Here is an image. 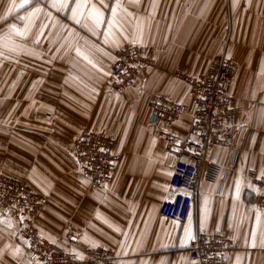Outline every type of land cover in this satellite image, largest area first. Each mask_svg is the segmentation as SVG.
Masks as SVG:
<instances>
[{
	"label": "crops",
	"instance_id": "crops-1",
	"mask_svg": "<svg viewBox=\"0 0 264 264\" xmlns=\"http://www.w3.org/2000/svg\"><path fill=\"white\" fill-rule=\"evenodd\" d=\"M121 2L133 14L118 10L129 38L114 29L105 43L106 25L93 34L88 12L95 3L110 18L116 0H104L109 8L89 0L80 23L72 19L75 0L62 11L51 7L52 0H29L23 7L24 0H0V36L12 37L0 44V174L44 198L39 234L80 256L103 247L115 252V264H199L189 249L202 230L227 238L226 264H264V197L245 176L248 170L264 175V0ZM35 8L41 11L29 17ZM132 45L153 62L137 86L115 92L108 74L115 53ZM224 52L237 65L230 94L244 102L236 162L233 148H219L213 157L219 175L212 180L204 170L188 219L168 220L160 208L175 195L170 181L176 157L163 132L196 135L188 113L171 126L150 124L149 101L165 94L189 103V84L175 73L206 74ZM83 131L115 140L118 160L108 186L91 184L80 170L74 145ZM69 222L72 243L63 238ZM18 229L0 208V264H36Z\"/></svg>",
	"mask_w": 264,
	"mask_h": 264
},
{
	"label": "built area",
	"instance_id": "built-area-1",
	"mask_svg": "<svg viewBox=\"0 0 264 264\" xmlns=\"http://www.w3.org/2000/svg\"><path fill=\"white\" fill-rule=\"evenodd\" d=\"M43 1L31 0L33 3ZM152 62V57L140 46L118 50L111 66L110 88L120 92L137 86L142 71ZM236 72V63L223 54L206 74L175 73L189 84V103L176 102L165 94H156L149 101L150 124L162 128L171 126L188 113L192 118V132L196 135L182 138L170 130L163 132L167 149L176 157L170 181L175 195L166 199L160 208L161 216L168 220L184 222L188 219L198 195L197 183L204 170H208L207 176L212 180L219 175L220 166L213 160L219 148H233L232 164L236 162L242 137L238 119L244 112L243 100L230 94ZM74 148L80 170L91 184L108 186L112 183L118 160L113 138L83 131ZM245 176L264 197V175L248 170ZM43 206L44 198L32 187L22 180L0 174V207L18 223V236L31 261L36 264H115V252L107 248H88L80 256L44 239L35 229L38 212ZM63 238L69 243L76 240L71 222L67 223ZM228 249L229 241L222 232L197 230L189 254L199 264H226Z\"/></svg>",
	"mask_w": 264,
	"mask_h": 264
},
{
	"label": "snow or ice",
	"instance_id": "snow-or-ice-1",
	"mask_svg": "<svg viewBox=\"0 0 264 264\" xmlns=\"http://www.w3.org/2000/svg\"><path fill=\"white\" fill-rule=\"evenodd\" d=\"M29 2V0H24V3L19 5V7H23L24 4H27ZM130 2L132 3H139V0H130ZM101 4H104V0H100ZM89 4V0H75V6L71 7V12H72V19L75 20L77 23H80V19H78V17H81L84 15L83 10L88 7ZM16 5L13 3L12 6L8 9V13L10 14L13 10V8H15ZM51 7L52 8H56L58 11H62L64 9H68L70 7V0H52L51 3ZM105 8H109V5L104 4ZM118 10H122L124 11L128 16H132L133 14L131 12H128L127 9H123L122 8V2L121 0H116L115 6L110 8L111 11V16L110 18H106L105 17V13L104 11L101 10V8L97 7V5L95 3L90 5V10L88 12V19L91 21V27L89 28V31L93 32V34H96V32L98 30L101 29L102 26L106 25V28L104 29L103 35L105 36V43L108 42L107 38L109 36H113L115 35L114 33V29L116 31H119L122 35H124L125 39H128L129 37L124 33V29L122 26L121 21L117 18L118 17ZM41 11L40 8H35L33 9V12L29 14V17L35 15V13H39ZM48 15L50 16L51 13H48ZM2 19V18H0ZM21 19H26L24 17H22ZM11 29H16V25L13 24L11 25ZM142 35H143V29L142 27L140 28V38L142 39ZM11 34L7 33L5 34V36H0V44H2V42L5 39H11ZM135 42V41H133ZM79 53V50H78ZM91 63V61H89ZM95 66V65H94ZM110 74V73H108ZM237 191L239 192V186L237 187ZM260 216L257 215V224H260ZM231 226V225H230ZM8 227H11V224H8ZM118 230V229H117ZM252 242H251V246L252 247H256L257 246V233L254 230L252 232ZM261 239L259 241V246L260 247H264V229H262L261 231ZM191 238V237H189ZM27 243V242H25ZM16 252H19L20 249L17 248L15 249Z\"/></svg>",
	"mask_w": 264,
	"mask_h": 264
},
{
	"label": "rangeland",
	"instance_id": "rangeland-1",
	"mask_svg": "<svg viewBox=\"0 0 264 264\" xmlns=\"http://www.w3.org/2000/svg\"><path fill=\"white\" fill-rule=\"evenodd\" d=\"M224 55H226V52H224ZM238 99H240V98H238ZM12 177V176H11ZM15 178V177H14ZM18 179V178H17ZM20 180V179H19ZM24 182V181H23ZM24 184H26L25 182H24ZM27 185V184H26ZM1 208V207H0ZM2 209V208H1ZM3 210V209H2ZM41 210H42V208H41ZM37 219H38V215H37ZM35 229H36V231L38 232V230H37V222H36V224H35ZM39 233V232H38ZM42 236V235H41ZM45 239V238H44Z\"/></svg>",
	"mask_w": 264,
	"mask_h": 264
}]
</instances>
